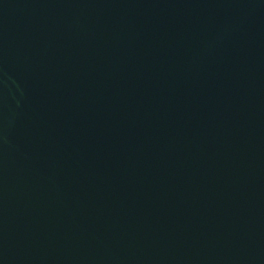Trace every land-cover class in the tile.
<instances>
[{"label": "water", "instance_id": "water-1", "mask_svg": "<svg viewBox=\"0 0 264 264\" xmlns=\"http://www.w3.org/2000/svg\"><path fill=\"white\" fill-rule=\"evenodd\" d=\"M0 264H264V0H0Z\"/></svg>", "mask_w": 264, "mask_h": 264}]
</instances>
